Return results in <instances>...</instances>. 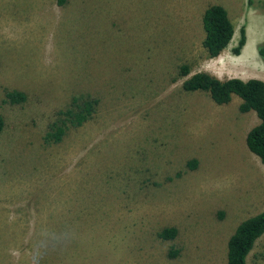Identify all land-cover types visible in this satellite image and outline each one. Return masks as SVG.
I'll use <instances>...</instances> for the list:
<instances>
[{
	"label": "rangeland",
	"instance_id": "obj_1",
	"mask_svg": "<svg viewBox=\"0 0 264 264\" xmlns=\"http://www.w3.org/2000/svg\"><path fill=\"white\" fill-rule=\"evenodd\" d=\"M213 3L234 34L208 57ZM263 43L264 0H0V264H227L236 226L264 209V164L245 143L259 118L182 82L264 81ZM12 89L26 100L6 101ZM79 93L96 113L45 143ZM246 264H264V234Z\"/></svg>",
	"mask_w": 264,
	"mask_h": 264
},
{
	"label": "trees",
	"instance_id": "obj_2",
	"mask_svg": "<svg viewBox=\"0 0 264 264\" xmlns=\"http://www.w3.org/2000/svg\"><path fill=\"white\" fill-rule=\"evenodd\" d=\"M62 1V0H61ZM250 3V2H249ZM203 26L205 38L203 47L208 57H215L229 44L234 34V25L228 12L221 4L213 3L207 6L203 12ZM241 38L232 52L240 54L245 44L244 28L241 29ZM259 55L264 58V43L258 47ZM188 64L181 66V75L189 73ZM185 90H204L209 93L211 99L217 104L230 102L233 95H237L242 101L239 109L242 112L254 110L259 122L250 128L246 134L247 148L259 157L264 164V81L251 78L241 79L232 77L219 79L208 72L200 71L192 74L182 82ZM6 101L11 104L22 103L26 100V94L17 89L5 92ZM101 100L89 93L73 95L65 108L57 111L54 120L48 125L43 139L45 143H58L71 127H77L90 120L96 113ZM5 122L0 113V135ZM190 167L196 165V160L188 162ZM177 234L175 227H164L158 232L162 239H173ZM264 234V209L242 220L228 238L227 264H246V257L253 248L256 239ZM171 255L176 252H171Z\"/></svg>",
	"mask_w": 264,
	"mask_h": 264
}]
</instances>
